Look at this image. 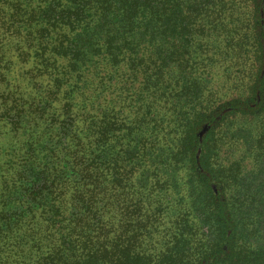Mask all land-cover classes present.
Instances as JSON below:
<instances>
[{
	"label": "trees",
	"instance_id": "1",
	"mask_svg": "<svg viewBox=\"0 0 264 264\" xmlns=\"http://www.w3.org/2000/svg\"><path fill=\"white\" fill-rule=\"evenodd\" d=\"M0 37V51H34L49 97L74 112L61 127L72 150L52 143L43 163L30 150L45 142L42 115L28 121L13 98L0 116V239L36 219L57 243L33 261L6 245L0 264H264V0H0ZM229 61L222 98L207 68ZM72 178L84 182L69 213ZM129 194L175 218L156 256L96 235Z\"/></svg>",
	"mask_w": 264,
	"mask_h": 264
},
{
	"label": "rangeland",
	"instance_id": "2",
	"mask_svg": "<svg viewBox=\"0 0 264 264\" xmlns=\"http://www.w3.org/2000/svg\"><path fill=\"white\" fill-rule=\"evenodd\" d=\"M1 39L0 37V40ZM8 39L10 38H5L4 43ZM8 42L9 43L4 46V49L0 51V116L3 111L7 110L9 101L13 98L17 101V105H20L19 108L23 111L28 121L42 115L43 121L41 124L44 123V127L41 129L39 128L37 132L43 135L42 140L45 141V144L43 143L40 145L41 147H36L39 153H34L32 151L33 147L31 146L30 150L34 157H41V163H43L47 157L51 156L48 148L52 143L55 144L59 142V145L62 144L61 148H65L67 151L72 150L70 137L61 134V127L62 121L68 116L73 117L74 112L69 115L67 108L64 110L65 113L62 109V111L60 110L59 101L62 103L65 102L60 100L58 95L54 99L53 97H49L54 91L47 78V73L45 71L39 72V68L36 64L33 65L32 58L35 55L34 51L28 50L23 44L18 46L16 40H10ZM3 52H5L4 56L1 55ZM25 52L29 54L26 57L28 61L24 60L22 56L19 59L16 58L19 53ZM231 64L230 61L228 64L221 62L217 67L216 65L214 67L212 65L207 68L209 71L213 68L212 72L215 73L213 82L214 92H217L218 96L222 98L227 97L225 96L226 92L222 89L224 86H228L225 84V80L227 79L225 71L231 67ZM231 78L234 79V77L230 75V79ZM217 84H219V87ZM10 93L13 94V97L9 96ZM58 114H61L62 118H58V116H56ZM8 127L10 126L6 124L4 119H1L0 132H6ZM56 130L58 134H55ZM24 132L25 131L22 129L21 134ZM12 137L13 135L11 134L9 139L12 140ZM28 137H31L29 133H27L24 138ZM72 144H74V139ZM36 148L33 149L36 150ZM246 165L250 177L257 175L259 164L255 163L253 159H249L246 161ZM81 167L84 168V166ZM92 171L91 167L88 168L89 174ZM72 182L73 183L65 184L62 191V197L64 198L63 206L69 213L73 205L75 206L77 204L79 207L82 205L79 202V192L82 191L84 181L79 183L77 179L72 178ZM99 183V180H92L90 186L85 185V188L96 190L98 189L97 186ZM103 185L102 188L106 189L107 185ZM128 185H130V187H128ZM6 187L9 190L10 186L8 185ZM131 187V184H126L120 191L131 193ZM3 188V181L0 180V192ZM136 197L137 196L132 198V194H129L123 198L125 201V206L121 210L123 217L120 216L119 211L112 205L109 208V212L106 211V218L102 220L104 221L103 228L96 229V235H98V239L105 244L108 243L109 239L115 236H122L127 240L132 238L135 244L139 245L147 254L156 256L165 249L169 235L173 229L175 218L170 216L171 214L167 215V213H160L159 210L156 211L157 209L155 210L151 202L142 205L145 207V212L139 211V209L136 208ZM1 204L2 203H0V205ZM5 208L7 211L9 206ZM10 211H12V209H10ZM79 212L83 211L79 210ZM79 217L84 218V223L82 225H85V222L89 223V220L92 219V216L89 214L79 215ZM6 219L7 218H4L1 221L0 229H7ZM32 222V224L23 227L21 230H19L20 228H12V233L8 236L7 240L0 239V248L10 245L13 249V254H18L17 257L19 255L23 256L21 259L16 258L17 261H33L36 259L33 253V251H35L34 247L36 246L40 247V251L49 253L53 248L52 246L57 245L44 221L35 219ZM25 250L28 252L26 253Z\"/></svg>",
	"mask_w": 264,
	"mask_h": 264
},
{
	"label": "water",
	"instance_id": "3",
	"mask_svg": "<svg viewBox=\"0 0 264 264\" xmlns=\"http://www.w3.org/2000/svg\"><path fill=\"white\" fill-rule=\"evenodd\" d=\"M206 131V128L201 132V135Z\"/></svg>",
	"mask_w": 264,
	"mask_h": 264
}]
</instances>
